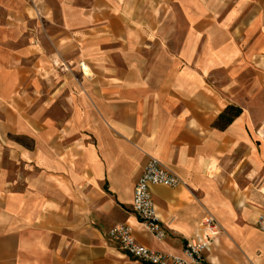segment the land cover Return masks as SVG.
Masks as SVG:
<instances>
[{"label": "crops", "instance_id": "1", "mask_svg": "<svg viewBox=\"0 0 264 264\" xmlns=\"http://www.w3.org/2000/svg\"><path fill=\"white\" fill-rule=\"evenodd\" d=\"M174 1L160 42L163 0H44V32L0 0V264H142L106 238L123 224L184 258L205 214L208 263L264 264V0ZM150 156L181 179L151 187L162 240L132 211Z\"/></svg>", "mask_w": 264, "mask_h": 264}, {"label": "built area", "instance_id": "2", "mask_svg": "<svg viewBox=\"0 0 264 264\" xmlns=\"http://www.w3.org/2000/svg\"><path fill=\"white\" fill-rule=\"evenodd\" d=\"M264 134V126L261 128ZM180 177L156 157L150 156L133 186L132 211L137 220L157 239L162 240L166 232L155 215L151 187L162 185L176 187ZM256 225L264 233V211L258 216ZM221 232V226L211 214H205L198 230L185 240L184 258L155 251L139 245L128 224L113 226L106 233L109 242L114 243L125 254L142 264H210L206 252L214 238ZM246 264H255L247 261Z\"/></svg>", "mask_w": 264, "mask_h": 264}, {"label": "rangeland", "instance_id": "3", "mask_svg": "<svg viewBox=\"0 0 264 264\" xmlns=\"http://www.w3.org/2000/svg\"><path fill=\"white\" fill-rule=\"evenodd\" d=\"M22 2L27 6L28 12L25 13L26 18H34L36 21V24L39 26L40 32L43 31V22H44V11H42V5L44 4V0H22ZM54 5V4H53ZM159 8H161L162 13L158 12V14L150 15L148 13L146 15L147 19L152 21L154 24L158 22L160 27H164V34L163 36H160L161 41L160 42H171L172 38V28H175V31L177 30V34H180V38L182 35H184L187 21L186 17L181 12V9L177 7V4L174 0H163V2H159L157 4ZM141 8L138 7L137 11H139ZM149 9H153L154 12L156 10V4L153 2L149 3ZM157 17V20L155 19ZM25 24L27 22L25 21ZM174 31V32H175ZM157 32L154 31V33L149 34V38L155 39L157 37ZM36 44L37 42H33Z\"/></svg>", "mask_w": 264, "mask_h": 264}, {"label": "trees", "instance_id": "4", "mask_svg": "<svg viewBox=\"0 0 264 264\" xmlns=\"http://www.w3.org/2000/svg\"><path fill=\"white\" fill-rule=\"evenodd\" d=\"M240 112L241 110L237 107L227 106L225 110L218 116V121H221L223 124H229L236 116L240 114Z\"/></svg>", "mask_w": 264, "mask_h": 264}]
</instances>
